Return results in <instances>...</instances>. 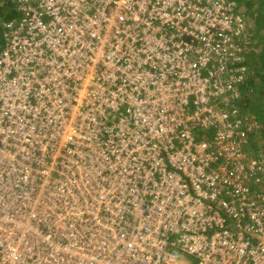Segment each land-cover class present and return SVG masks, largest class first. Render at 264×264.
<instances>
[{
	"label": "built area",
	"instance_id": "1",
	"mask_svg": "<svg viewBox=\"0 0 264 264\" xmlns=\"http://www.w3.org/2000/svg\"><path fill=\"white\" fill-rule=\"evenodd\" d=\"M11 2L0 264H264L236 0Z\"/></svg>",
	"mask_w": 264,
	"mask_h": 264
},
{
	"label": "trees",
	"instance_id": "2",
	"mask_svg": "<svg viewBox=\"0 0 264 264\" xmlns=\"http://www.w3.org/2000/svg\"><path fill=\"white\" fill-rule=\"evenodd\" d=\"M236 2L239 8L245 6L250 12L249 15H245L247 25L250 24V26L246 27V38L252 33L255 37L257 36L259 43L262 44L264 0H236ZM18 17L19 14L16 12L11 0H0V50L4 47L3 23L9 20L14 21ZM246 41V39L237 41L236 44L242 49L239 54L240 60L231 66L233 68H245L242 81L234 84L242 98V103L237 104L235 108L239 112L237 114L256 115V128L249 129L242 124V129L246 132V145L250 155L264 159V47L260 44L252 49L251 46L253 44L249 46V42ZM254 49H256V52Z\"/></svg>",
	"mask_w": 264,
	"mask_h": 264
},
{
	"label": "rangeland",
	"instance_id": "3",
	"mask_svg": "<svg viewBox=\"0 0 264 264\" xmlns=\"http://www.w3.org/2000/svg\"><path fill=\"white\" fill-rule=\"evenodd\" d=\"M249 1V0H248ZM255 1V0H254ZM239 11H241V12H243L244 13V15H249L250 14V12H249V9L247 8V7H245V6H242L241 8H239L238 9ZM258 11V10H257ZM262 11H264V10H262ZM248 26H250V24L249 25H247V27ZM257 34L259 35V33L257 32ZM255 35L254 34H252V33H250L249 34V36H247V38H246V40L249 42V46H251V44H253L252 46H251V48L253 49V48H255V47H257L256 45H260L261 43H259V39H257V36L255 37ZM262 37H263V39H261L262 40V44H261V46L262 47H264V30H262ZM251 39V40H250ZM254 39V40H253ZM246 41V42H247ZM252 41H253V43H252ZM3 47V46H2ZM1 47V48H2ZM250 48V47H249ZM254 51L256 52V49H254ZM255 117H256V115H254ZM247 152H249V151H247ZM260 188H264V182H262V185H261V187Z\"/></svg>",
	"mask_w": 264,
	"mask_h": 264
}]
</instances>
